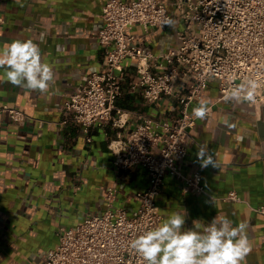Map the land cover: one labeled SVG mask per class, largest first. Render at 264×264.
I'll list each match as a JSON object with an SVG mask.
<instances>
[{
  "label": "crops",
  "instance_id": "obj_1",
  "mask_svg": "<svg viewBox=\"0 0 264 264\" xmlns=\"http://www.w3.org/2000/svg\"><path fill=\"white\" fill-rule=\"evenodd\" d=\"M108 1L0 0V51L13 40L32 39L55 72L49 91L40 94L11 85L0 69V107L9 105L28 115L21 124L7 116L0 119V264H45L47 252L59 244L60 229L105 212L111 188L117 190L116 207L130 215L139 208L137 193L146 189L148 175L142 167L123 172L114 165L109 144L120 130L97 126L88 143L79 125L64 123L63 106L84 76L106 68L107 54L98 36ZM164 1L172 13L166 30L137 25L131 31L156 56L178 45L177 32L183 28L173 0ZM126 66L128 77L118 106L129 113L128 128L145 117L178 116L180 105L174 98L150 104L140 90H132L137 62L128 60ZM201 102L210 113L197 120L183 170L188 175L201 171L208 195L185 193L181 182L168 174L158 197L163 216L159 226L171 214L185 212L186 229L198 220L202 230L216 216L227 217L234 226L246 221L252 251L244 264H264V215L244 202L264 204V104L221 99L217 82L193 108ZM199 147L207 149L216 168L200 166ZM231 191L244 201L225 200Z\"/></svg>",
  "mask_w": 264,
  "mask_h": 264
},
{
  "label": "built area",
  "instance_id": "obj_2",
  "mask_svg": "<svg viewBox=\"0 0 264 264\" xmlns=\"http://www.w3.org/2000/svg\"><path fill=\"white\" fill-rule=\"evenodd\" d=\"M172 6L183 28L177 32L178 45L161 56L137 42L131 31L137 25L166 30L172 13L164 0H109L103 6L98 40L107 54L106 68L84 76L63 106L64 123L79 125L88 143L97 126L119 129L118 138L109 144L114 165L123 172L142 167L148 184L137 193L140 205L133 215L115 206L117 190L109 189L106 211L87 215L78 226L62 227L59 244L47 252L45 264H141L129 242L162 221L158 197L166 176H175L185 193L208 195L202 172L188 175L183 170L198 120L192 116L193 104L204 98L213 82L220 98L227 99L234 85L248 79L258 83L251 104H264V0H173ZM128 60L137 62L138 77L130 82L131 89L140 90L150 104L174 98L180 105L178 116L139 118L128 128L129 113L118 106ZM152 65L161 70H152ZM3 116L13 124L28 118L9 105L0 107V119ZM225 200L244 201L235 191ZM244 202L264 215V204Z\"/></svg>",
  "mask_w": 264,
  "mask_h": 264
},
{
  "label": "clouds",
  "instance_id": "obj_3",
  "mask_svg": "<svg viewBox=\"0 0 264 264\" xmlns=\"http://www.w3.org/2000/svg\"><path fill=\"white\" fill-rule=\"evenodd\" d=\"M0 69L11 85L40 94L47 93L55 82L53 66L43 60L39 44L32 39L6 44L0 51ZM257 88V81L248 79L234 85L227 98L238 103H254ZM208 111L201 102L192 109V116L205 119ZM196 156L202 168L217 167L205 147L197 148ZM185 219L186 212L173 213L160 226L142 232L129 242L141 264H244L252 251L246 221L234 226L227 217L216 216L200 230L198 220L193 221L194 228L186 229Z\"/></svg>",
  "mask_w": 264,
  "mask_h": 264
}]
</instances>
